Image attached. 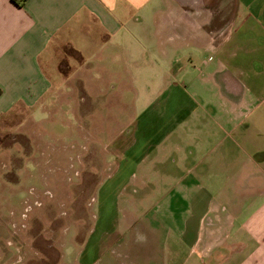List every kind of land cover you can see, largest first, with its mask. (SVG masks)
Instances as JSON below:
<instances>
[{"label": "crops", "instance_id": "0c3cea01", "mask_svg": "<svg viewBox=\"0 0 264 264\" xmlns=\"http://www.w3.org/2000/svg\"><path fill=\"white\" fill-rule=\"evenodd\" d=\"M219 22L174 0H0V128L59 122L62 102L76 113L118 90L120 64L159 81L148 95L180 98L157 110L179 120L153 144L164 164L150 171L149 204L165 212L130 223L151 225L134 264H264V0H236Z\"/></svg>", "mask_w": 264, "mask_h": 264}, {"label": "rangeland", "instance_id": "374dc122", "mask_svg": "<svg viewBox=\"0 0 264 264\" xmlns=\"http://www.w3.org/2000/svg\"><path fill=\"white\" fill-rule=\"evenodd\" d=\"M174 1L210 9L222 27L236 9V0ZM148 57L149 53L140 51L136 60ZM154 57L162 61L154 72L159 78L169 66L162 55ZM130 69L138 76L135 82L122 73ZM141 69L120 64L124 78L110 82L118 83L120 89L86 97L77 114L62 102L59 122L18 128L24 118L18 123L17 117L11 127L2 124L0 264H134L133 259L142 260L138 253L147 250L151 225L143 229L130 223L134 217L149 223L150 217L164 215V202L157 209L149 204L151 181L157 179L150 171L164 164L157 161L153 144L164 137L160 135L165 126L179 119L157 110L165 104L179 107L180 98L166 103V97L148 95L150 85L158 88L159 81L145 78L142 71L139 75ZM134 84L138 94L132 91ZM154 105L158 108L152 111ZM142 149L145 153L137 158ZM120 235L130 240L127 249L120 247ZM125 250L131 251L130 263L120 257Z\"/></svg>", "mask_w": 264, "mask_h": 264}]
</instances>
